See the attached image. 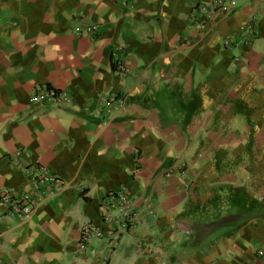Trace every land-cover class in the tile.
Returning a JSON list of instances; mask_svg holds the SVG:
<instances>
[{
	"label": "crops",
	"instance_id": "1",
	"mask_svg": "<svg viewBox=\"0 0 264 264\" xmlns=\"http://www.w3.org/2000/svg\"><path fill=\"white\" fill-rule=\"evenodd\" d=\"M200 1L202 25L189 0H0V190H27L21 167L34 164L67 184L29 220L0 218V264L264 254V0H234L231 12ZM247 26L250 44H236ZM47 89L69 103L32 101ZM110 94L126 107L103 123L93 111ZM120 188L137 227L112 252L106 235L81 251L80 226L107 231L99 202Z\"/></svg>",
	"mask_w": 264,
	"mask_h": 264
},
{
	"label": "built area",
	"instance_id": "2",
	"mask_svg": "<svg viewBox=\"0 0 264 264\" xmlns=\"http://www.w3.org/2000/svg\"><path fill=\"white\" fill-rule=\"evenodd\" d=\"M191 3V19L198 25H202L207 16L204 5L200 0H189ZM214 6L217 10L221 9L231 12L235 7L234 0H214ZM253 26H247L241 34L236 37L235 43L238 45L248 46L251 41V32ZM95 26H86L84 33L93 36L96 35ZM226 45H230L226 42ZM113 71L117 74H125L126 70L121 59L113 61ZM33 102H47L66 105L69 103V95L64 91H54L47 89L37 91L32 98ZM126 98L115 94H110L103 98L100 106L93 111L96 116L104 117L103 123L110 121L116 114L125 110ZM107 118V120H104ZM20 153L15 154L16 159ZM16 165L15 162H12ZM21 171L29 181L27 190L17 192L13 189L2 188L0 190V204L4 208L1 217H12L17 220L26 221L31 218L33 211L46 204L49 200L57 197L63 190L67 188V184L58 176L53 174L46 166L34 164L27 167H21ZM133 197L124 189L108 192L99 202L100 221L102 225L108 227L107 231H103L101 227L92 222L83 223L79 228V236L77 239V247L85 252L92 242L103 235L109 238V250L114 251L118 245L119 238L127 233L135 230L138 225V218L132 209ZM263 251L258 250L256 261L263 257Z\"/></svg>",
	"mask_w": 264,
	"mask_h": 264
}]
</instances>
